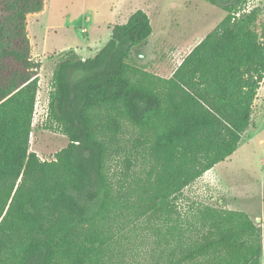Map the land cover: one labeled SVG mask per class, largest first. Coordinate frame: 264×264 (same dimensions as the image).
I'll list each match as a JSON object with an SVG mask.
<instances>
[{"label": "trees", "instance_id": "trees-1", "mask_svg": "<svg viewBox=\"0 0 264 264\" xmlns=\"http://www.w3.org/2000/svg\"><path fill=\"white\" fill-rule=\"evenodd\" d=\"M247 1L222 6L169 77L134 56L154 31L143 9L95 55L65 52L47 118L69 142L43 159L30 148L41 61L28 16L46 2L0 0V264H264L263 227L247 211L179 203L252 123L264 35ZM141 220L151 246L126 252L125 228Z\"/></svg>", "mask_w": 264, "mask_h": 264}, {"label": "rangeland", "instance_id": "rangeland-1", "mask_svg": "<svg viewBox=\"0 0 264 264\" xmlns=\"http://www.w3.org/2000/svg\"><path fill=\"white\" fill-rule=\"evenodd\" d=\"M235 1L218 0L213 5L205 0H45L44 11L28 16L32 57L41 61L31 150L51 159L69 142L56 125L49 127L47 118L53 69L65 52L74 50L82 58L95 55L111 38L114 24L143 9L154 31L150 44L137 52L147 53L148 48L153 57L134 56L149 70L169 76L226 15L222 6ZM245 7L258 12L257 29L264 35V0H248ZM253 107L252 123L237 150L183 190L179 203L184 209L195 202L241 208L264 227V78ZM124 235L121 241L126 252L131 247L144 252L151 246L153 233L142 220L127 224Z\"/></svg>", "mask_w": 264, "mask_h": 264}, {"label": "crops", "instance_id": "crops-1", "mask_svg": "<svg viewBox=\"0 0 264 264\" xmlns=\"http://www.w3.org/2000/svg\"><path fill=\"white\" fill-rule=\"evenodd\" d=\"M153 35V34H152ZM151 38H152V36H151ZM151 38L149 39V43L148 44H150V42H151ZM151 55V57H153V52H152V50H149V53H146V52H142L141 54H140V57H142V58H146V56H150ZM155 58V57H154ZM182 61V60H181ZM181 63V62H180ZM179 63V64H180ZM178 64V65H179ZM176 69V68H175ZM158 74V73H157ZM161 75V74H160ZM172 75V74H171ZM171 75H169V76H171ZM162 76H164V75H162ZM169 76H165V77H169ZM210 170H212V169H210ZM230 209H239V210H245V209H241V208H236V207H229ZM246 211V210H245ZM263 227V226H262ZM263 247H264V227H263ZM263 256H264V250H263ZM262 260H263V258H262ZM264 262V261H263Z\"/></svg>", "mask_w": 264, "mask_h": 264}, {"label": "flooded vegetation", "instance_id": "flooded-vegetation-1", "mask_svg": "<svg viewBox=\"0 0 264 264\" xmlns=\"http://www.w3.org/2000/svg\"><path fill=\"white\" fill-rule=\"evenodd\" d=\"M148 50H149V49L147 48V50H146V51H147V53H148Z\"/></svg>", "mask_w": 264, "mask_h": 264}]
</instances>
